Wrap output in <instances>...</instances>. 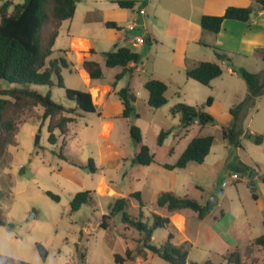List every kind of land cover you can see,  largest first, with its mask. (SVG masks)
Instances as JSON below:
<instances>
[{"label": "rangeland", "instance_id": "374dc122", "mask_svg": "<svg viewBox=\"0 0 264 264\" xmlns=\"http://www.w3.org/2000/svg\"><path fill=\"white\" fill-rule=\"evenodd\" d=\"M7 1L15 5L25 0H0V6ZM78 1L79 11H82L94 0ZM133 14L138 19L137 25L134 29H125L124 33L131 38L143 36L144 29L139 26L143 15L140 10ZM115 34V31L105 27L95 26L91 35L96 41V57L103 62V77L98 82L116 85L101 110L103 115L114 119L110 138L100 137L101 118L98 113L76 116L66 136L64 154L68 159H63L58 155L61 138L55 145L48 141V121L43 120L42 107H27L16 115V129L11 133L5 154L0 158V219L3 222L0 225V254L32 264H170L143 246V235L130 226L126 228L122 214L114 216L109 229L100 228L101 218L110 212L114 199L129 198L137 191L142 194L144 207L140 208L136 200L129 198L127 212L133 217L142 215L143 220L149 224L152 213L167 214L166 208L157 205V195L165 191L194 199L201 205L210 203L213 197L218 198L214 204L215 217L221 219L227 213L226 223L230 221L229 216H233L239 232L247 233L251 239L260 236L263 233L260 222L262 213L252 198V186L256 182L252 183V177H255L253 174L256 170L238 169L242 163L240 160L250 161L252 152L259 150L252 143L253 135L242 136V147L237 148L223 138L221 131L215 132L214 127L218 128L216 123L211 124L208 130L214 135L215 143L204 164L192 163L185 169L173 172L162 169L161 164H174L187 143L200 136L198 125H193L189 131L181 126L180 114L172 113L175 105L182 103L197 107L216 115L219 123L230 112L221 105L209 111L207 104L197 102L200 97L195 91L176 94L172 86L166 94L169 102L163 107L153 109L145 98H139L133 104L135 115L130 118L121 116L123 106L119 92L127 86L130 76L123 81L117 80L121 68L107 67L101 56L104 52L112 51L110 41ZM65 37L66 25L54 46V57H59V49H62ZM128 45L132 48L131 44ZM151 63L148 66L149 72L140 75V79L145 80L158 71L161 73L159 75L166 74L164 66ZM63 77L69 85L77 86L75 75L63 70ZM174 79L180 78L177 75ZM38 89L44 93L48 91L47 87ZM139 90L146 91L144 86ZM52 98L67 107L76 105L68 102L65 90L58 87L52 89ZM133 126L141 131L140 144L131 137ZM243 129L248 130L246 125H243ZM162 131L168 132V135L163 144L159 145L158 137ZM105 142H110L114 149L111 154L105 151L107 155L103 159L102 146ZM142 145H146L154 155L153 164L144 166L136 162ZM89 160L93 161L95 172L91 171ZM234 174L240 177V181L232 179ZM101 178L105 179L106 185L100 184ZM224 183L226 186H223ZM106 186L114 189V192L110 193L109 189H105ZM84 191L91 192L89 204L72 212V199ZM48 192L57 195L59 201L49 197ZM184 212L188 216L186 233L195 242L193 246L186 241L183 230L174 228L158 229L150 244L161 247L170 232L174 235L172 243L175 246L188 248L189 261L203 264L211 260L215 264H230L222 248L214 241L207 240L205 227L208 223H202L190 209ZM208 222L211 223L212 219L209 218ZM201 226L204 230L201 229V235H198ZM37 244H41L47 251L45 262L37 251ZM128 251L133 258H127ZM116 254L125 258V261L116 263ZM138 257L143 260L139 261Z\"/></svg>", "mask_w": 264, "mask_h": 264}, {"label": "trees", "instance_id": "16d2710c", "mask_svg": "<svg viewBox=\"0 0 264 264\" xmlns=\"http://www.w3.org/2000/svg\"><path fill=\"white\" fill-rule=\"evenodd\" d=\"M78 0H25L22 4L12 5L11 2H4L0 6V158L5 154L6 145L10 140L11 133L16 129V115L27 107H42L43 120L48 121V141L51 145L58 143L61 138V149L58 154L63 159H68L64 154L67 145L66 136L69 133V126L76 121V116L81 114H94L97 112L96 105L93 103L92 96L88 91H79L67 88L61 76L63 68L68 69L73 65L65 58H52L54 46L59 36V29L64 21L74 17ZM264 8V0L258 1ZM118 5L122 8L131 9L134 1H119ZM251 8L229 7L222 16L204 15L201 18V27L211 33H218L222 24L226 20L248 22L251 19ZM108 28L115 27L114 23L107 22ZM45 31H47L45 33ZM45 33V34H44ZM150 38L145 42H149ZM144 42V43H145ZM65 53V51H61ZM106 66L109 68L122 67V73L116 76L117 80L133 71L128 66L133 63L136 66L141 64L142 55L129 48H119L116 51L104 53ZM264 59V56H263ZM84 69L88 72L92 80L103 77L101 65L94 60H85ZM223 73L221 66L214 62H202L192 69L186 70V76L203 86L219 78ZM236 73L244 79L249 88L248 97L239 105L230 110L233 118L228 127L222 128V136L229 140L237 148L242 147L241 138L244 135V121L254 108L257 99L264 94V73L256 74L246 69H238ZM38 87H47V92H42ZM61 88L65 90L68 102H74V107L64 106L52 98V89ZM145 89L149 92L148 105L153 109H159L167 104L166 92L168 86L165 82L158 79H151L145 83ZM123 102L124 110L122 116L130 118L135 115L133 104L136 97L125 88L119 92ZM210 99L207 106L210 105ZM173 114L181 115V125L188 129L195 122L201 127L215 124L216 119L209 113L197 107L179 103L172 108ZM58 132V136L56 135ZM168 132L162 131L158 137L159 145L163 144ZM131 137L139 144L142 142L141 131L133 126ZM262 142V137L256 138V143ZM214 145L213 136L194 137L179 159L174 165L165 164L168 170L185 169L189 163L203 164ZM139 165L148 166L155 162L154 155L150 153L146 145H142L136 156ZM89 167L92 172L96 171L94 163L89 160ZM241 171H251L252 168L240 163L238 168ZM47 195L55 201L59 197L51 192ZM129 198L136 200L140 208L144 207L141 200V193L134 192ZM129 198L119 197L114 199L111 210L101 218L100 228L109 229L116 214H122V222L137 230L143 235L142 242L145 248L159 255L170 264H201L188 260V248L185 246H175L171 241L174 235L169 233L167 241L161 247L150 244L154 233L161 228H166L171 224L169 217H164L156 213L151 215V224L143 220V216L133 217L127 212ZM91 192L84 191L77 193L71 201V211L77 212L83 205L89 204ZM157 205L166 208L169 212L190 209L197 213L198 219L207 217L213 210L214 205L209 202L201 205L198 201L175 195L173 192H162ZM0 219V225L2 224ZM264 250V234L256 237L245 249L244 253L235 250L225 256L230 264H249L248 260L255 248ZM41 259L45 262L47 251L41 245H36ZM127 258H132L127 252ZM116 263H123L125 258L115 255ZM255 260H252L253 264ZM0 264H32L19 259H14L0 254ZM203 264H215L207 260Z\"/></svg>", "mask_w": 264, "mask_h": 264}, {"label": "crops", "instance_id": "0c3cea01", "mask_svg": "<svg viewBox=\"0 0 264 264\" xmlns=\"http://www.w3.org/2000/svg\"><path fill=\"white\" fill-rule=\"evenodd\" d=\"M119 1H134L135 5L131 9L122 8L118 5ZM258 1L260 0H94L90 1V4L83 8L82 11H79L78 1L74 17L61 24L59 36L56 40L57 43L62 28L66 25V41L62 45V49H59V52L65 51V53H59V57L62 56L73 66L61 70L63 82L67 88L88 91L91 94L93 103L97 108L96 113L101 118L100 137L103 139L110 138L114 127V119L112 116L103 115L101 110L105 106L107 97L113 92L116 85L111 86L109 84L99 83L98 81L100 79L92 80L83 67L85 60H94L101 65L103 70V62L96 57V41L91 38L94 27L102 26L116 33L110 41V45L113 48L112 51L125 47L142 55L147 49L144 53L145 60L142 59L141 64L137 66L131 63L128 68H133V71L125 74L121 79L123 81L128 75L130 76V81H128L125 88L129 89L130 93L136 97V102L139 98H145L148 101L149 92L147 90L140 91L139 89L141 86L145 87L147 81L158 79L167 84L168 89L166 94L172 86L176 94H190L191 91H195L200 97V101H197L199 104H206L208 99L211 100L208 106L209 111L214 109L216 105H221L230 112L232 108L242 103L249 95L247 83L236 73V70L242 68L256 74L264 73V8L258 4ZM229 7L251 8L253 12L250 21L226 20L218 33H211L201 27L200 22L202 16H222ZM138 10L144 11L142 14L143 18L139 20V26L144 29L143 37L145 40L150 38L149 42L143 44L135 43V38L138 37L137 35L131 38L124 33L125 29L136 27L138 19L133 12ZM107 22L114 23L115 27L108 28L106 26ZM128 44H131L132 48ZM104 53L101 54L102 57H104ZM59 57H54V54L52 56V58ZM103 61L105 62V57ZM150 61H152L151 64L153 65L158 63L164 66L166 74L159 75L161 73L158 71L157 73L150 74L145 80L140 79V75L149 72L148 66ZM202 62L217 63L223 70L222 75L213 80L209 86H203L186 76V70L192 69ZM120 68V73H122L123 68ZM63 70H67L70 74L77 77V86L69 85L66 82L63 77ZM177 75L180 78L179 80L174 79ZM136 91H138V97L135 93ZM167 101L169 102L168 98ZM122 106L124 110L123 102ZM211 115L216 119L215 125L218 128L214 127V129H216L215 132L217 131V133L220 131L222 133V128L230 126L233 120L230 113L222 123H219L216 115ZM193 125H198L200 136L214 137L212 132L208 130L211 124L201 127L198 122H195ZM245 125L248 130L244 131L243 137L253 135L254 140H252V143L259 150L255 153L252 152L250 161H240L256 170L255 177H252V183L256 181L255 186H252V198L262 213L260 222L263 227V233L261 235H263L264 94L257 99L255 107L248 113L244 121ZM191 127L186 129V131H189ZM258 136L262 137V142L259 144L256 143ZM189 143H187L186 147ZM113 149L110 142H105L102 146V152L104 151L102 158L104 159L106 156L105 151L111 153ZM251 162L252 165L250 164ZM165 164L174 165L169 163L161 164L160 167L165 171L173 172L176 170L165 169ZM191 164L189 163L187 166ZM102 183L105 184V179L103 178L100 180V184ZM105 189H109L108 186ZM110 189L114 191V189ZM161 193L157 195V199ZM184 210L176 212H169L167 210V214L161 216L169 217L171 221V224L166 228H174L178 231L183 230L186 241L193 246L192 244H195V242L186 233L188 216ZM227 217L228 214L226 213L221 216V219H218L214 215L213 208L207 217L199 220L202 223H208L205 227L207 240L210 242L214 241L216 245L222 248L226 255L235 250L243 254L246 247L256 237L251 239L249 235H246L247 233L243 234L239 232L233 216H229L230 221L228 223H226ZM209 218L212 219L211 223L208 222ZM202 225L204 226V224ZM201 227L198 235H201V229L204 230V227ZM142 252L145 253V251ZM138 260L142 261L143 258L138 257ZM250 260L248 262L249 264L252 263V260H255L253 264H264V250L256 247Z\"/></svg>", "mask_w": 264, "mask_h": 264}, {"label": "built area", "instance_id": "2783aa9c", "mask_svg": "<svg viewBox=\"0 0 264 264\" xmlns=\"http://www.w3.org/2000/svg\"><path fill=\"white\" fill-rule=\"evenodd\" d=\"M140 12H141V14L144 13L143 10H141ZM132 29H134V28H132ZM144 42H145V38H144L143 36H138V37L135 38V43H136V44H143ZM232 179H233L235 182L240 181V177H239L237 174H234V175L232 176ZM223 186H226V184L224 183Z\"/></svg>", "mask_w": 264, "mask_h": 264}, {"label": "water", "instance_id": "95a60500", "mask_svg": "<svg viewBox=\"0 0 264 264\" xmlns=\"http://www.w3.org/2000/svg\"><path fill=\"white\" fill-rule=\"evenodd\" d=\"M251 16H252V13H251ZM253 140H254V137H253ZM256 175V171L254 172L253 176ZM216 202H218V198H212L211 201H210V204L214 205Z\"/></svg>", "mask_w": 264, "mask_h": 264}, {"label": "bare ground", "instance_id": "6f19581e", "mask_svg": "<svg viewBox=\"0 0 264 264\" xmlns=\"http://www.w3.org/2000/svg\"><path fill=\"white\" fill-rule=\"evenodd\" d=\"M110 150H111V149H110ZM109 153H110V152H109ZM109 153H107V154H109ZM107 154H106V155H107ZM110 154H111V153H110ZM109 190H110V193H113V192H114V191L111 190L110 188H109ZM179 218H180V217H179ZM179 218H178V220H179ZM182 220H183V218H182ZM183 222H184V221H183ZM179 227H180V226H179ZM179 227H178V228H179Z\"/></svg>", "mask_w": 264, "mask_h": 264}]
</instances>
